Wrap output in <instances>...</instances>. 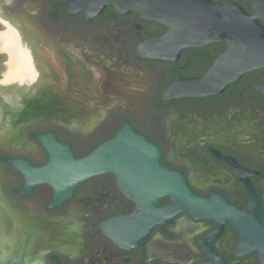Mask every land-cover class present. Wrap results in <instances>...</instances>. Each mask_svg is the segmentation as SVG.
<instances>
[{
  "label": "flooded vegetation",
  "instance_id": "1",
  "mask_svg": "<svg viewBox=\"0 0 264 264\" xmlns=\"http://www.w3.org/2000/svg\"><path fill=\"white\" fill-rule=\"evenodd\" d=\"M75 1L0 0V35H16L18 55L6 73L10 54L0 41V264H261L245 245L241 214L257 204L264 223V67L221 93L166 99L173 83L204 75L226 42L146 56L141 47L165 35L166 24L111 4L88 15ZM213 1L251 11L250 1ZM126 122L206 208L173 206L168 194L139 207L109 172L60 204L49 184L25 190L12 161L45 165L40 136L54 133L82 157ZM110 220L115 237L103 228Z\"/></svg>",
  "mask_w": 264,
  "mask_h": 264
},
{
  "label": "water",
  "instance_id": "2",
  "mask_svg": "<svg viewBox=\"0 0 264 264\" xmlns=\"http://www.w3.org/2000/svg\"><path fill=\"white\" fill-rule=\"evenodd\" d=\"M249 1L251 11L235 1L213 0H76L71 7L94 15L111 4L120 12L137 10L166 24L169 30L165 35L141 47L146 56L176 58L187 46L226 42V50L204 75L179 80L168 87L165 97L174 99L221 93L246 72L264 67V0ZM260 89L264 91V84ZM40 141L49 152L45 165L34 166L28 160L12 163L25 174L26 191L35 184L51 185L55 190L53 204L68 198L79 183L109 172L116 175L122 190L137 200L139 207L150 202L155 206L167 194L172 196L173 206L195 210L208 206V200L194 193L181 173L161 163V149L128 122L114 137L82 157H77L69 144L59 142L54 133L40 136ZM241 216L245 245L264 264V223L258 216L257 204ZM112 226L110 220L103 228L115 237Z\"/></svg>",
  "mask_w": 264,
  "mask_h": 264
},
{
  "label": "bare ground",
  "instance_id": "3",
  "mask_svg": "<svg viewBox=\"0 0 264 264\" xmlns=\"http://www.w3.org/2000/svg\"><path fill=\"white\" fill-rule=\"evenodd\" d=\"M1 36H2V38L5 37V39H6L5 48L10 51V58H11L10 63H11V67H10V69L8 71V73H9V72H12L13 71V69L15 67V63H16V61L18 59V55H17V52L15 50V44L17 43V39H16V35L13 34L10 29H7L5 32H2ZM18 52H19V50H18ZM29 103L30 102L27 100V104H29ZM3 115H4L3 114V111H0V116H3ZM29 115H25L23 117V120L31 117V115L30 116Z\"/></svg>",
  "mask_w": 264,
  "mask_h": 264
},
{
  "label": "rangeland",
  "instance_id": "4",
  "mask_svg": "<svg viewBox=\"0 0 264 264\" xmlns=\"http://www.w3.org/2000/svg\"><path fill=\"white\" fill-rule=\"evenodd\" d=\"M0 41H1V45L3 46L2 49H3V50H8V49L5 48V45H6V39H5V37L2 38V36L0 35ZM1 45H0V46H1ZM2 49H0V51H1ZM8 52H9V54H10V51H9V50H8ZM9 57H10V55H9ZM10 61H11V58H10L9 61H8V70H9L10 67H11V63H10ZM6 70H7V69H6ZM6 70H5V71H6ZM8 70H7V72H8ZM7 72H6V73H7Z\"/></svg>",
  "mask_w": 264,
  "mask_h": 264
},
{
  "label": "trees",
  "instance_id": "5",
  "mask_svg": "<svg viewBox=\"0 0 264 264\" xmlns=\"http://www.w3.org/2000/svg\"><path fill=\"white\" fill-rule=\"evenodd\" d=\"M240 1H242V3H244L245 6H249V0H240ZM2 58H3V55L0 54V69H2L1 68Z\"/></svg>",
  "mask_w": 264,
  "mask_h": 264
},
{
  "label": "crops",
  "instance_id": "6",
  "mask_svg": "<svg viewBox=\"0 0 264 264\" xmlns=\"http://www.w3.org/2000/svg\"><path fill=\"white\" fill-rule=\"evenodd\" d=\"M9 71V70H8ZM8 73V72H7Z\"/></svg>",
  "mask_w": 264,
  "mask_h": 264
}]
</instances>
